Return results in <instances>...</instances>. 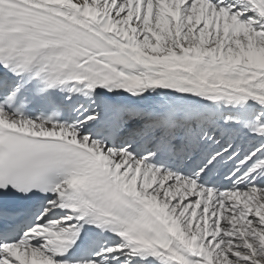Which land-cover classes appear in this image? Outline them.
<instances>
[{
    "label": "bare ground",
    "instance_id": "bare-ground-1",
    "mask_svg": "<svg viewBox=\"0 0 264 264\" xmlns=\"http://www.w3.org/2000/svg\"><path fill=\"white\" fill-rule=\"evenodd\" d=\"M19 1L83 35L86 43L64 39L63 47L41 45L38 39L54 37L29 26L37 38L33 46L52 48L74 65L100 68L105 82L91 86L101 95L94 108L99 115L126 100L129 120L141 122L139 129L173 135L176 130L167 132L164 125L167 114L178 113V127L188 113L191 135L203 132L221 147L232 140L230 146L237 149L232 155L245 186L218 194L194 181L160 174L124 149H100L89 135L70 131L99 151L117 183L168 226L173 237L165 250L122 240L105 262L264 264V187L259 183L264 160L252 150L264 147V13L253 30L236 25L227 13L239 9L245 17L258 18L255 0ZM15 120L35 131L58 132L52 124ZM48 248L44 243L41 250L25 254L58 264L47 255Z\"/></svg>",
    "mask_w": 264,
    "mask_h": 264
},
{
    "label": "rangeland",
    "instance_id": "rangeland-1",
    "mask_svg": "<svg viewBox=\"0 0 264 264\" xmlns=\"http://www.w3.org/2000/svg\"><path fill=\"white\" fill-rule=\"evenodd\" d=\"M255 8L257 9V11L259 13L258 18H253L251 16L245 17L244 13H242L239 9H237V10L228 9L227 13H228V15L231 16V18L234 20L236 25H244V26L250 28L251 30H253L254 28H259V26L261 25V16L264 13L263 2L261 0H255ZM188 97H191V96H188ZM188 97H186V100ZM206 130H207V127H204V131H206ZM229 141H227L225 143V146L233 148L234 152H236L237 151L236 146L234 144H232L230 146V144L232 143V140H229ZM255 147L256 146H254L252 150H254ZM255 154H258L260 157L262 155L261 151H259V152L256 151ZM262 213H264L263 210H262Z\"/></svg>",
    "mask_w": 264,
    "mask_h": 264
}]
</instances>
